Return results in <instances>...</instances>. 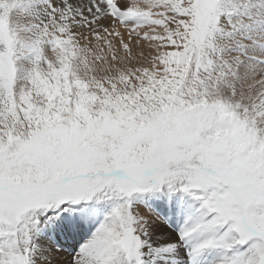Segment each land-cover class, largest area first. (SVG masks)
Here are the masks:
<instances>
[{
	"label": "snow or ice",
	"instance_id": "6c2138e0",
	"mask_svg": "<svg viewBox=\"0 0 264 264\" xmlns=\"http://www.w3.org/2000/svg\"><path fill=\"white\" fill-rule=\"evenodd\" d=\"M0 264H264V0H0Z\"/></svg>",
	"mask_w": 264,
	"mask_h": 264
}]
</instances>
